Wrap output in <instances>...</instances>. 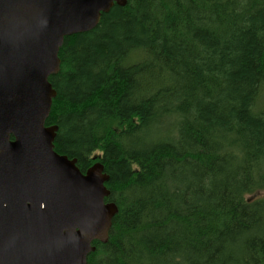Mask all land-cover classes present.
I'll return each instance as SVG.
<instances>
[{
	"label": "trees",
	"instance_id": "16d2710c",
	"mask_svg": "<svg viewBox=\"0 0 264 264\" xmlns=\"http://www.w3.org/2000/svg\"><path fill=\"white\" fill-rule=\"evenodd\" d=\"M58 56L54 150L117 206L86 264H264V0H126Z\"/></svg>",
	"mask_w": 264,
	"mask_h": 264
},
{
	"label": "water",
	"instance_id": "95a60500",
	"mask_svg": "<svg viewBox=\"0 0 264 264\" xmlns=\"http://www.w3.org/2000/svg\"><path fill=\"white\" fill-rule=\"evenodd\" d=\"M126 0H0V264H86L105 243L114 202L95 162L54 150L46 125L64 37L87 32Z\"/></svg>",
	"mask_w": 264,
	"mask_h": 264
},
{
	"label": "rangeland",
	"instance_id": "374dc122",
	"mask_svg": "<svg viewBox=\"0 0 264 264\" xmlns=\"http://www.w3.org/2000/svg\"><path fill=\"white\" fill-rule=\"evenodd\" d=\"M95 155L99 154L98 152L94 153ZM96 162V161H95ZM94 162V163H95ZM262 169L264 171V163L262 164ZM258 196H264V188H261L257 191H255L253 194H250L249 197H258Z\"/></svg>",
	"mask_w": 264,
	"mask_h": 264
}]
</instances>
